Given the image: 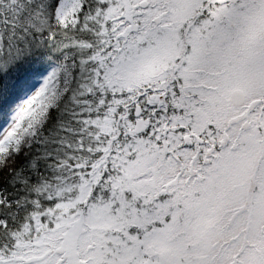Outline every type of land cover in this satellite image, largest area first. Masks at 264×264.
Returning <instances> with one entry per match:
<instances>
[{
  "label": "snow or ice",
  "instance_id": "1",
  "mask_svg": "<svg viewBox=\"0 0 264 264\" xmlns=\"http://www.w3.org/2000/svg\"><path fill=\"white\" fill-rule=\"evenodd\" d=\"M0 264H264V0H0Z\"/></svg>",
  "mask_w": 264,
  "mask_h": 264
}]
</instances>
